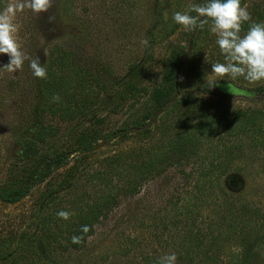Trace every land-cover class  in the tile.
<instances>
[{
	"label": "rangeland",
	"instance_id": "rangeland-1",
	"mask_svg": "<svg viewBox=\"0 0 264 264\" xmlns=\"http://www.w3.org/2000/svg\"><path fill=\"white\" fill-rule=\"evenodd\" d=\"M7 2L0 0V9ZM205 2L51 0L47 12L37 15L26 8L18 13L17 38L28 59L23 69L16 72L9 73L0 67V187L12 180H23L42 156L76 148V139L85 133L99 134L128 127L155 112L156 102L150 93L154 88L169 86L166 73L171 62L186 50L190 32L173 23L171 16ZM242 7L250 13L249 22H253L256 14L264 11V0H245ZM189 14L196 16L194 11ZM202 23L196 45L192 46L179 72L181 95L228 108L264 106V89L260 90L264 82L249 84L243 77L231 81L249 94L237 92L234 87L232 93L226 91L222 87L224 81L215 83L218 91H205L217 81L210 72V65L223 62V57L215 44V35L210 32L211 21ZM246 31L242 30V34ZM58 44L82 52L81 58L91 65L97 63L103 78L110 80L112 95L109 104L101 101L87 116L71 121L52 119L44 114V122L58 127V136L49 138L32 159L23 160L20 140L27 137L25 130L34 127L36 114H39L35 110L39 95L29 63L39 57L42 66L46 65L49 50ZM7 59L0 56V65L7 63ZM139 62L140 78L136 81L146 91L139 90L135 99L117 105L119 95L127 93L123 82L112 83ZM190 116L188 105L183 101L178 108L159 110L145 132L99 139L92 150L71 155L67 164L55 169L19 202H0V264H142V252L151 253L155 248L159 254L163 253L156 234L161 231L160 221L169 217V199L175 198V188L181 189L186 180L179 167H169L134 196L120 199L108 218L100 217L93 225V234L79 248L68 244V237H72L68 220L59 219L56 213L67 210L71 219L77 215L78 208L74 207L89 199L84 196L85 192L93 195L94 192L101 194L103 189L108 191L109 186H104L108 157L120 156V165L135 161L143 144L157 143L163 133L170 136L183 131L192 120ZM238 155L230 176L239 177L242 186L239 193L264 204V146L261 149L245 146L243 151L238 150ZM190 168L191 165L186 166L185 172ZM99 169L104 171L101 179H97L101 175ZM233 183L223 178L222 186L227 193H235L230 187L238 182ZM184 187H191L189 179Z\"/></svg>",
	"mask_w": 264,
	"mask_h": 264
},
{
	"label": "trees",
	"instance_id": "trees-1",
	"mask_svg": "<svg viewBox=\"0 0 264 264\" xmlns=\"http://www.w3.org/2000/svg\"><path fill=\"white\" fill-rule=\"evenodd\" d=\"M244 3L245 0H241V6ZM262 22L264 11H259L253 22L242 25V30L248 29L251 23ZM202 24L196 29L192 46L196 45ZM191 32L186 50L171 62L172 66L166 73L169 86L166 89L154 88L150 93L156 102L155 112L135 120L128 127L99 134L85 133L76 139V148L42 156L23 180H12L0 187V202H19L55 169L67 164L71 155L92 150L99 139L145 132L159 110L178 108L183 101L188 105L192 119L183 131L170 136L163 133L157 143L146 142L139 148L135 161L120 165V156L106 159L104 186H109L108 191L94 192V196L85 192L84 196L89 199L74 207L78 208L77 215L67 222L71 228L70 235L81 237V241L73 244L68 237V244L74 249L85 244L86 238L94 232L93 225L100 221V217L108 218L120 199L134 196L143 185L163 175L169 167H179L186 180L181 189L175 188V198L169 199V217L160 221L161 231L156 234L157 244L163 253L159 254L155 248L151 253L142 252V264H157L160 257L171 253L177 256L176 264H264V204L239 193L242 190L239 177L230 176L239 157L238 150L243 151L245 146L255 149L264 146V106L228 108L207 103L191 95H181L179 84L175 95V73L187 52ZM69 47L62 44L53 46L44 65L47 79L35 78L39 95L35 110L39 114H36L34 127L25 130L27 137L20 140V158L23 160L32 159L49 138L58 136V127L44 122V114H49L52 119L71 121L75 117L87 116L101 101L109 104L112 95L110 80L103 78L97 63L91 65L87 59L81 58L82 52ZM140 66L141 62L132 65L125 76L112 83L123 82L127 93L119 95L117 105L130 98L135 99L139 90L146 91L136 81L140 78ZM210 86L205 88L207 93L219 90L215 83ZM55 96L59 97L58 101L53 100ZM188 165L191 168L185 172ZM98 171L101 175L97 179L104 173L100 169ZM224 177L238 182L230 187L235 193L225 191L222 186ZM262 178L260 175V180ZM188 179L191 187L185 189ZM83 225L89 227L87 233L81 231Z\"/></svg>",
	"mask_w": 264,
	"mask_h": 264
},
{
	"label": "clouds",
	"instance_id": "clouds-1",
	"mask_svg": "<svg viewBox=\"0 0 264 264\" xmlns=\"http://www.w3.org/2000/svg\"><path fill=\"white\" fill-rule=\"evenodd\" d=\"M50 7L51 0H8L0 9V56L8 58L7 63L0 67L9 73L16 72L23 69L24 62L28 59L17 38V14L27 8L38 15L47 12ZM189 11H194L196 16L190 15ZM189 11H177L172 14L171 20L189 31H195L203 21H211L210 32L215 35V44L223 57V62L210 65L211 74L217 78L214 83L224 81L222 87L232 93L231 81L238 77H243L249 84L264 82V22L251 23L242 34V25L249 22L251 17L247 9L241 6V0H206L203 5H193ZM29 68L33 77L47 79V70L40 63L39 57L30 60ZM53 100L58 101L59 97L55 96ZM56 215L67 221L71 213L60 210ZM81 231L87 233L89 227L83 225ZM80 241L79 236L71 237L73 244ZM176 262V254L171 253L160 257L157 264Z\"/></svg>",
	"mask_w": 264,
	"mask_h": 264
},
{
	"label": "water",
	"instance_id": "water-1",
	"mask_svg": "<svg viewBox=\"0 0 264 264\" xmlns=\"http://www.w3.org/2000/svg\"><path fill=\"white\" fill-rule=\"evenodd\" d=\"M195 32H196V30L191 32V36H190V38H189V42H188V46H187V52H186V54L184 55V57L181 59L179 65H178V67H177L176 73H175V79H174V84H175V95L177 94L179 72H180V69H181L182 63L184 62V60L187 58L188 54H189L190 51H191L192 40H193V37H194V35H195ZM232 87H234L235 90H236L237 92H240V93H241V92H242V93L244 92V93H247V94L250 93V92L244 91V90L241 89V88H237V87L234 86L233 84H232ZM262 89H264V87H262L260 90H262ZM251 94H252V93H251Z\"/></svg>",
	"mask_w": 264,
	"mask_h": 264
}]
</instances>
